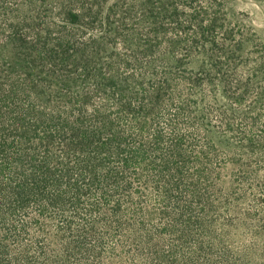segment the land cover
Wrapping results in <instances>:
<instances>
[{"label": "trees", "instance_id": "obj_1", "mask_svg": "<svg viewBox=\"0 0 264 264\" xmlns=\"http://www.w3.org/2000/svg\"><path fill=\"white\" fill-rule=\"evenodd\" d=\"M196 1H149L142 57L104 21L4 44L0 264H264V87Z\"/></svg>", "mask_w": 264, "mask_h": 264}, {"label": "rangeland", "instance_id": "obj_2", "mask_svg": "<svg viewBox=\"0 0 264 264\" xmlns=\"http://www.w3.org/2000/svg\"><path fill=\"white\" fill-rule=\"evenodd\" d=\"M149 1L0 0V43H3L0 47V58L8 56V48L4 50V44H10L9 38L12 34L18 35L24 32L30 34L31 39L23 41L31 45L38 31L42 32L43 39L56 38L54 39L56 41L59 39L57 37L64 36L66 38L72 31H75L76 29H72V26L83 28V24L89 27H87L88 32L93 31L99 35L101 31H98L97 28L101 27L100 22L103 21L106 22V27L112 29V34L117 36L118 41L121 32H125L124 30L127 28L130 32L126 33L128 40L123 39L125 41L123 44L130 45L137 51L136 54L142 57L146 53L144 51L147 50L145 33L151 25L149 23ZM196 2V5L205 4L203 5L205 19L201 18L198 21L205 22V25L210 28L208 41L211 45L217 43L223 46L225 44L223 48H228L229 53L226 54L228 58H223V60H234L232 62L235 69L227 68L226 70L229 73L228 78L233 80L235 75L252 80L258 78L260 84L258 83L259 86H255L254 89L260 91L264 87V0H199ZM69 12L79 14L81 16L80 23L71 24ZM184 38L183 43L190 39L188 36ZM98 39L100 45L107 46V50L119 49L120 51L125 48L122 43H114L113 36L109 41H106L105 38ZM50 42L53 41L50 40ZM103 54L106 56L102 52ZM218 56L222 57L223 55L218 53ZM204 58H206L204 54H196L186 59L184 61L186 71L197 72L199 64ZM231 94L239 95L241 91L233 87ZM247 100L245 102H248ZM242 107L246 108L244 104ZM258 110L263 114L261 120L264 121V104ZM232 167L235 165H228V168ZM262 174H264V170Z\"/></svg>", "mask_w": 264, "mask_h": 264}]
</instances>
